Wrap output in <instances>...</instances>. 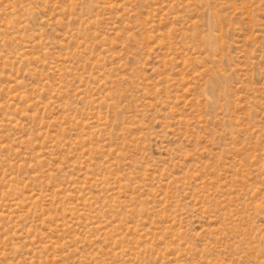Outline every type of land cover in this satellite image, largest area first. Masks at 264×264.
Returning a JSON list of instances; mask_svg holds the SVG:
<instances>
[{"label":"rangeland","instance_id":"rangeland-1","mask_svg":"<svg viewBox=\"0 0 264 264\" xmlns=\"http://www.w3.org/2000/svg\"><path fill=\"white\" fill-rule=\"evenodd\" d=\"M0 264H264V0H0Z\"/></svg>","mask_w":264,"mask_h":264}]
</instances>
